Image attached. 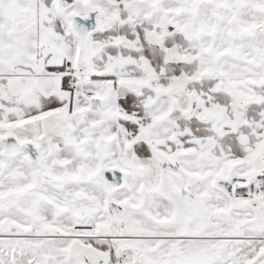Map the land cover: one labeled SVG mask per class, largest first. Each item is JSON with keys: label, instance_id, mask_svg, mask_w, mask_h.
<instances>
[{"label": "snow or ice", "instance_id": "1", "mask_svg": "<svg viewBox=\"0 0 264 264\" xmlns=\"http://www.w3.org/2000/svg\"><path fill=\"white\" fill-rule=\"evenodd\" d=\"M0 264H264V0H0Z\"/></svg>", "mask_w": 264, "mask_h": 264}]
</instances>
